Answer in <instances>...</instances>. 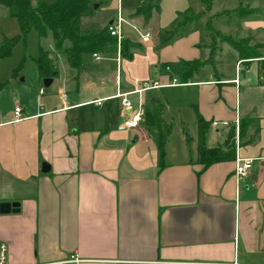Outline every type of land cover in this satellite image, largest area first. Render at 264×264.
I'll use <instances>...</instances> for the list:
<instances>
[{"label": "crops", "instance_id": "1", "mask_svg": "<svg viewBox=\"0 0 264 264\" xmlns=\"http://www.w3.org/2000/svg\"><path fill=\"white\" fill-rule=\"evenodd\" d=\"M237 1L233 10H248L237 14L233 37L209 21L206 32L191 23L211 16L210 0L207 9L184 0L194 14L177 24L162 20L154 0H92L89 12L107 14L95 30L124 18L119 30L134 43L131 54L121 55L116 40L73 68L50 46L56 73L48 86L36 63L34 73L23 62L13 73L18 54L0 58V205L11 204L0 208V245L11 264H61L72 254L79 264H264V0ZM11 18L0 9V40L18 31ZM133 26L149 38L142 42ZM221 36L258 46L259 57H240ZM216 38L235 50L224 49L225 61ZM186 62L198 65L183 82ZM139 104L171 124L161 163L150 118L117 128ZM16 105L22 117L14 120ZM197 114L208 147L233 128V159L197 161ZM236 132L238 156L254 158L242 176L234 171Z\"/></svg>", "mask_w": 264, "mask_h": 264}, {"label": "trees", "instance_id": "2", "mask_svg": "<svg viewBox=\"0 0 264 264\" xmlns=\"http://www.w3.org/2000/svg\"><path fill=\"white\" fill-rule=\"evenodd\" d=\"M92 0H0V5L7 9L10 16L17 21L18 32L13 36H3L0 40V58L8 55L12 47L19 41H23L27 32L35 30L38 37V47L35 56L36 70L41 78L51 77L56 73L54 61L49 57V50L41 45V41L50 36L53 50L61 53L67 64L73 68H80L81 55L85 52L95 53L103 49L106 45H116V38L111 36L107 30V25L99 30L81 31V17L91 9ZM205 8H209V0H201ZM146 8V7H145ZM248 9L241 7L234 10L239 16H243ZM148 14L146 10H139ZM232 11H224V14ZM148 16V15H147ZM194 18V17H191ZM187 20V19H184ZM231 44L239 53L240 57H259L258 46L248 45L245 39L235 40L230 36H221ZM134 43L127 38L119 41V52L121 55L131 54L130 47ZM24 58L18 66L13 69L16 72ZM197 62H186L184 64L183 82L188 74L196 69ZM258 82L264 83V62H259ZM143 114L150 118L151 125L156 127L157 148L159 161L162 162L164 155V145L168 135L169 126L161 120L159 109H143ZM198 126L197 136V161L207 166L215 161L229 160L234 158L233 149V128L229 130L226 139L221 144L208 147L204 142V133L207 122L196 115ZM239 135L243 132V120L239 121Z\"/></svg>", "mask_w": 264, "mask_h": 264}, {"label": "rangeland", "instance_id": "3", "mask_svg": "<svg viewBox=\"0 0 264 264\" xmlns=\"http://www.w3.org/2000/svg\"><path fill=\"white\" fill-rule=\"evenodd\" d=\"M140 2L148 1V0H139ZM32 3L35 2V0H31ZM157 5H159V9L162 10L161 17L162 20L167 19L168 21H171L175 24L183 21L188 16L194 14L190 10H184V0H154ZM211 2V12L210 15H207L205 13L200 14L194 18V20L191 21L192 24H194L198 28L205 29L206 32V22L209 21L213 28H219L221 30H225L226 33H229L233 37H238L240 32V27L238 24L239 17L237 13L234 12L233 8L234 6H237L238 2L237 0H210ZM185 6V5H184ZM195 5L192 7L194 8ZM223 6H228L229 10L231 9V13L229 15H221L217 14ZM0 9L5 10L3 6L0 5ZM159 10V11H160ZM197 13V12H196ZM195 13V14H196ZM107 14H105L101 9H96L93 12H88L81 17V25L80 29L81 31H90L95 30L99 26H102L107 20L106 18ZM12 21H15L13 18H11ZM208 31V30H207ZM18 32V31H17ZM16 32V33H17ZM206 41L211 42V39L208 37L205 39ZM215 42L223 49L222 51V59L225 61V58H229L228 54L224 52V49H228L234 53V49L229 46L225 42H221L216 38ZM117 43V42H116ZM43 47L45 49L50 48L52 46V40L50 36H47L43 39ZM37 47H38V37L35 30L31 29L27 32L25 39L22 41H19L16 43L11 52L12 55L15 53L18 54L19 60H21L24 57L22 69L25 71V73H34L35 68V56L37 53ZM33 57V58H32ZM61 57L62 54H61ZM82 62H88L92 64V60L89 59V52H85L81 55ZM84 59L86 61H84ZM18 60V59H17ZM17 62V61H16ZM61 69V67L59 68ZM193 125V122H192ZM190 126V123H188V127ZM171 124L169 126V130L171 129ZM191 128V127H190ZM188 132V129L186 130ZM187 143L189 145H192V139L188 137L186 139Z\"/></svg>", "mask_w": 264, "mask_h": 264}, {"label": "built area", "instance_id": "4", "mask_svg": "<svg viewBox=\"0 0 264 264\" xmlns=\"http://www.w3.org/2000/svg\"><path fill=\"white\" fill-rule=\"evenodd\" d=\"M124 21V18L120 15V13L117 14L116 19L114 21H112L111 23L107 24V30L109 31L111 36H114L117 40V42L120 41L121 39V33L119 30L120 27V23ZM134 27V26H133ZM134 29L136 30L140 40L143 42L145 40H147L150 36V33L148 31H141L138 30L134 27ZM94 56L95 53L93 54ZM235 81H237V79H235ZM176 78L172 79V83H176ZM156 84V83H153ZM142 87H148L147 83H143ZM40 92L42 91V89L39 90ZM119 96H121V104L124 108H131V102L129 101V99L126 98V96L124 94H120ZM143 114V107L141 104H139L137 106V108L130 113L129 119L118 125L117 128L118 129H125V128H130V127H136L142 117ZM22 117V110H21V106L16 105L13 109V119H19ZM221 124V125H228L229 122L228 121H212V124ZM234 125L235 128L237 129L238 126V120L234 121ZM238 135L237 132L235 134V138H234V148H235V167H234V171H235V175L237 176H242L248 173L249 169L251 168L254 158L252 157H239L237 154L238 151ZM82 262V259H80L79 257H77L76 254H72L70 255V257L63 261V263L61 264H66V263H72V264H79ZM0 264H11L7 258V254H6V246L5 244H1L0 245ZM236 264V263H234Z\"/></svg>", "mask_w": 264, "mask_h": 264}, {"label": "water", "instance_id": "5", "mask_svg": "<svg viewBox=\"0 0 264 264\" xmlns=\"http://www.w3.org/2000/svg\"><path fill=\"white\" fill-rule=\"evenodd\" d=\"M92 6L95 7L96 6V3H93ZM50 82H51V77H45V78H43V84L45 86H48ZM48 168H49V165L46 162H43L41 164V170L42 171H47ZM12 205L15 206L14 204H12ZM10 206H11L10 203H1L0 208H1L2 211H7L10 208Z\"/></svg>", "mask_w": 264, "mask_h": 264}]
</instances>
